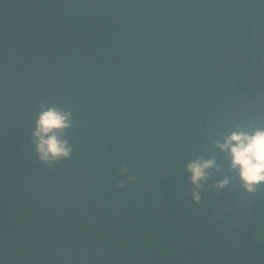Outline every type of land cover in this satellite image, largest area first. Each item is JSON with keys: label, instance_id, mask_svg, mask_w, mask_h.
I'll return each mask as SVG.
<instances>
[{"label": "trees", "instance_id": "1", "mask_svg": "<svg viewBox=\"0 0 264 264\" xmlns=\"http://www.w3.org/2000/svg\"><path fill=\"white\" fill-rule=\"evenodd\" d=\"M41 104L72 113L52 167ZM257 128L264 0H0V264H264V183L214 147ZM201 157L230 182L194 203Z\"/></svg>", "mask_w": 264, "mask_h": 264}, {"label": "clouds", "instance_id": "2", "mask_svg": "<svg viewBox=\"0 0 264 264\" xmlns=\"http://www.w3.org/2000/svg\"><path fill=\"white\" fill-rule=\"evenodd\" d=\"M71 127V112L56 106L40 105L31 134L32 147L40 162L52 167L72 157L73 148L63 138L64 132ZM214 147L222 153H227L230 158L229 171L238 173L241 188L248 194H255L257 188L264 183V128H257L254 131H233L222 141L217 140ZM210 170L217 173L222 171L215 157L194 159L185 166L189 183L193 186L191 197L194 203L200 202L201 190L211 187L219 192L230 182L228 177H224L211 186L207 185ZM127 172V167L122 166L120 174L124 176ZM127 179L132 181L135 177L127 176ZM117 187L123 188L124 181L118 182Z\"/></svg>", "mask_w": 264, "mask_h": 264}]
</instances>
